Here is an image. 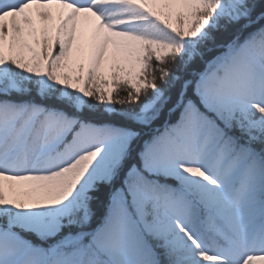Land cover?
Wrapping results in <instances>:
<instances>
[{
  "label": "snow or ice",
  "instance_id": "snow-or-ice-1",
  "mask_svg": "<svg viewBox=\"0 0 264 264\" xmlns=\"http://www.w3.org/2000/svg\"><path fill=\"white\" fill-rule=\"evenodd\" d=\"M0 264H264V0H0Z\"/></svg>",
  "mask_w": 264,
  "mask_h": 264
},
{
  "label": "trees",
  "instance_id": "trees-1",
  "mask_svg": "<svg viewBox=\"0 0 264 264\" xmlns=\"http://www.w3.org/2000/svg\"><path fill=\"white\" fill-rule=\"evenodd\" d=\"M153 63H155L154 60H153ZM125 91H126V90H123V89H122V90L119 92V96H120V97H123V96L125 95ZM117 107H119V106H117Z\"/></svg>",
  "mask_w": 264,
  "mask_h": 264
}]
</instances>
